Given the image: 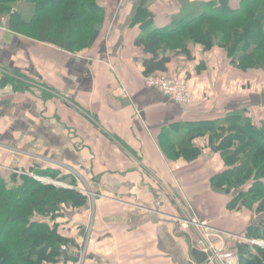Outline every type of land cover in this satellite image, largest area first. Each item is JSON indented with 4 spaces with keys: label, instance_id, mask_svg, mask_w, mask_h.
Masks as SVG:
<instances>
[{
    "label": "crops",
    "instance_id": "0c3cea01",
    "mask_svg": "<svg viewBox=\"0 0 264 264\" xmlns=\"http://www.w3.org/2000/svg\"><path fill=\"white\" fill-rule=\"evenodd\" d=\"M210 1L222 0H106L100 36L75 52L0 27V144L72 166L101 192L93 206L69 213L79 245L92 220L85 264H188L196 235L178 215L232 233L244 232L254 216L228 210L231 197L212 189L211 178L226 165L210 133L197 128L242 109L264 117L258 82L247 81L221 46L181 47L168 38L159 54L170 59L157 73L186 79L196 103L185 107L146 84L143 61L152 55L136 43L201 15ZM223 1L233 10L259 2ZM189 143L194 149L178 156ZM179 161L187 164L176 169ZM34 162L0 148V168Z\"/></svg>",
    "mask_w": 264,
    "mask_h": 264
},
{
    "label": "trees",
    "instance_id": "16d2710c",
    "mask_svg": "<svg viewBox=\"0 0 264 264\" xmlns=\"http://www.w3.org/2000/svg\"><path fill=\"white\" fill-rule=\"evenodd\" d=\"M105 1L0 0V27L71 52L80 51L92 47L100 36L108 18ZM258 1L251 9L240 10H233L227 1H210L203 4L201 15L138 38L136 43L152 55L143 61L146 76L163 74L157 70L164 71L170 58H160L159 50L172 43L168 38L177 39L181 47L188 42L209 49L218 45L243 71L264 70V3ZM28 5H33L30 18L24 17L21 9ZM197 129L210 133L226 165L211 178L212 189L231 197L228 210L247 209V214H254L239 234L264 241V120L257 121L242 109ZM193 149L189 143L178 156ZM24 170L76 185L71 176L39 163ZM89 202L76 188L58 187L30 175L15 177L13 171L0 168V264H78L80 245L69 227V213ZM88 226L81 230L83 239ZM91 237L92 231L85 260ZM235 241L231 249L239 254V264H264V246ZM63 252L73 255L64 260Z\"/></svg>",
    "mask_w": 264,
    "mask_h": 264
},
{
    "label": "built area",
    "instance_id": "2783aa9c",
    "mask_svg": "<svg viewBox=\"0 0 264 264\" xmlns=\"http://www.w3.org/2000/svg\"><path fill=\"white\" fill-rule=\"evenodd\" d=\"M114 68V66H113ZM146 84L149 87L157 88L163 92L169 99L173 100L176 103H179L185 107H190L196 103V96L193 94L190 85L186 79L180 76H169L165 74L161 75H148L146 76ZM0 148L11 150L13 153H21L24 156H28L30 159H33L37 163L48 164L53 166L61 171H65L68 174H73L76 177L77 184L73 185L70 183H65L48 177H43L35 174L34 172L24 171L22 168L15 169L14 171L20 175H30L37 180L53 183L67 188H76L77 190L86 194L94 205V199L96 193L92 190L91 186L85 180L79 172L63 162L57 161L50 157L39 156L31 152H25L21 149L14 148L9 145L0 144ZM187 164L186 161H179L175 163V168L179 169ZM177 220L179 221L181 227L184 230H192L196 235L195 248L202 251L206 258L201 263L196 264H239V254L231 249L230 242L228 241L227 236L239 237L245 239L246 237L222 230L220 228L211 226L206 220H200L197 217H190L188 215H178ZM92 231V220L87 229V236L84 238L80 244L79 256L80 261L78 264L85 263V257L87 252V247L90 239V234ZM247 239V238H246ZM252 243H257L264 246V241L247 239ZM64 250H67L66 246H63Z\"/></svg>",
    "mask_w": 264,
    "mask_h": 264
},
{
    "label": "rangeland",
    "instance_id": "374dc122",
    "mask_svg": "<svg viewBox=\"0 0 264 264\" xmlns=\"http://www.w3.org/2000/svg\"><path fill=\"white\" fill-rule=\"evenodd\" d=\"M22 13L24 15V17L26 18H30L31 17V14L33 12V5H28L27 6V9L25 10L24 7L22 6ZM24 10V11H23ZM257 75L258 78H253L254 76H251L252 77V80H250L251 77H249L250 75ZM247 74V76H246ZM243 76H246L248 78L247 81H252V82H258V85H257V93L259 94L258 95V106H261L262 105V93H264V85L261 84L264 80V70H261V69H254V70H250V71H243ZM244 78H243V82H247ZM248 86H249V83H248ZM261 95V96H260ZM260 112L259 110L257 111V113ZM260 116H262V118H255L254 116H252L255 120H260L262 119L263 120V114L262 113H259ZM222 121V120H220ZM218 122V121H217ZM212 124V123H211ZM210 124V125H211ZM207 124H205L204 126H206ZM214 142V141H212ZM31 160V159H30ZM67 183V182H65ZM70 183V182H69ZM246 211V214H247V209H244ZM227 231V230H226ZM239 234V233H237ZM228 237V241L230 242V245L231 246H234V243L236 242L235 240L237 241H243V242H251V241H248L246 238L245 239H242V238H239V237H233V236H227ZM252 243V242H251Z\"/></svg>",
    "mask_w": 264,
    "mask_h": 264
},
{
    "label": "water",
    "instance_id": "95a60500",
    "mask_svg": "<svg viewBox=\"0 0 264 264\" xmlns=\"http://www.w3.org/2000/svg\"><path fill=\"white\" fill-rule=\"evenodd\" d=\"M262 104H264V93L262 94ZM213 150L217 151V147H213ZM17 176V174H15ZM96 196L100 197L101 192H96ZM59 249V248H58ZM63 259L68 260L70 256L73 255V252H63ZM206 258V255L198 250L197 248L193 247L190 250V260L188 261V264H196V263H201L204 259Z\"/></svg>",
    "mask_w": 264,
    "mask_h": 264
}]
</instances>
